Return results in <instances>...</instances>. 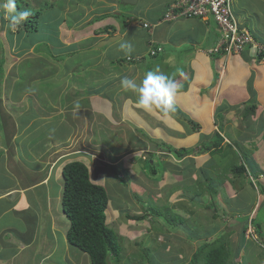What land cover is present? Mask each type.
Segmentation results:
<instances>
[{
	"label": "crops",
	"instance_id": "1",
	"mask_svg": "<svg viewBox=\"0 0 264 264\" xmlns=\"http://www.w3.org/2000/svg\"><path fill=\"white\" fill-rule=\"evenodd\" d=\"M113 1L77 0L80 7L75 15L77 8L67 7L69 10H61L59 8L64 4L59 2L58 8L55 3V11L64 19L58 26L63 23L65 27L74 29L70 34H73L70 45L93 39L94 37L82 34L85 27L91 24L105 29L98 31L102 35L99 40L101 41L120 34L118 19L126 14L129 20L123 27L131 36H121L119 42L131 40L132 51L127 52L125 57H138L137 61L129 63L124 60V64L127 63L128 66L122 63L113 69L110 68L107 58H94L89 65L95 69H104L105 76L103 79L95 78L93 82L84 78L91 75L86 73L85 68H77L79 62L76 68L56 70V67H52L55 70L52 69L45 78H31L41 90V105L34 108L33 118L24 119L25 121L21 117L26 114L28 107H33V104L28 102L33 94L30 91L20 92L18 97H6V102L0 96V264H88V261H84L82 255H79V251L66 240L69 225L61 206V177L63 166L72 160L84 163L90 180L95 178L94 183L104 187V177H116L114 172L125 175L126 169L131 173L140 169L138 172L142 173V161L133 157L141 147L152 149L146 158L149 164L155 165L159 160L157 154H153L156 150L189 149L199 143L200 137L209 140L220 129L224 143H234L233 148H241L246 152L244 158L243 154L234 148L246 163H249L247 166L250 172L257 173L256 180L259 179L263 183L264 192V176L261 175V172L264 174V60H257L250 50H245L240 55H208L207 50L215 45L219 37L212 17L208 15L205 18H197L189 15L185 11V5L179 4L177 0H138L132 10H122ZM244 1L246 0H232V8L240 16L248 17L253 4ZM255 10L257 17H254L259 22L262 21V36H259V42L264 45V9L261 8V12L259 9ZM113 13L116 15H111ZM117 13L121 17L117 16ZM103 15L104 18L100 21H93L95 17ZM67 17L73 18L71 25L67 22ZM87 18L89 19L84 24H78ZM47 22L43 20L42 24L46 25ZM143 24L148 27L143 28ZM66 32L67 30H63L64 35ZM149 40L162 49L160 55L155 56L156 61L151 63L154 62L156 67L160 66L163 72L171 74L170 76L180 83L181 75L168 71L171 68V58L177 59L182 62L181 71L186 76L179 85V92L174 101V119L168 122H161L134 108L129 102L130 93H125L121 87L107 88L109 82L105 83L112 79L121 81L124 77L135 78L139 83L146 72L133 69L137 63L147 66L145 57H149ZM37 42L44 43L43 37L38 38L29 48H25V45L15 46L14 52H18L21 57L27 51L33 54ZM45 43L51 53V49H58L57 45L60 44L57 41L53 44L49 39ZM77 52V49H73L70 57ZM174 52L176 57L173 56ZM35 55L44 59L40 66L43 69L53 66L54 61L47 56L39 53ZM111 59L110 62L115 63ZM5 72L3 81L9 79V69ZM60 74L68 77L63 81ZM75 75L80 79L74 83ZM48 77L50 82L47 81ZM7 86L8 84H2L1 89L7 90ZM209 86L210 91L202 94L201 89ZM217 113L221 116L220 119H215ZM178 119H194L192 121L199 124L203 135L200 132L192 136L193 132H187V125ZM37 121L45 130L35 135L32 128ZM6 124H10L11 131H8ZM61 126L67 129L61 131ZM127 126L137 134L136 141L132 144L126 138ZM229 129L231 136L232 132L236 134L233 135L234 140L227 135ZM15 132L20 135L24 133V136L20 139V135L13 137ZM48 140L55 143L56 151L62 149L59 159H49L52 155L47 154L45 150ZM39 141L42 142L40 145ZM32 145L40 148L36 149L40 152V158L33 157ZM13 146L15 149L17 146L18 150ZM5 148H8L7 154ZM215 151L213 150L214 153ZM228 152L232 156L229 150ZM140 154L141 158H145L143 152ZM108 155L112 157L111 162L114 164L123 162L124 167L120 170L122 173L104 172L100 168L102 164L107 163L105 161ZM67 158L70 160H66ZM176 159L178 157L170 155L167 160L174 163ZM25 160L27 161L24 163ZM33 164L37 167L31 168L30 165ZM112 167L117 170L115 165ZM251 250L253 259L259 256L257 250ZM252 258L251 262L255 263Z\"/></svg>",
	"mask_w": 264,
	"mask_h": 264
},
{
	"label": "rangeland",
	"instance_id": "2",
	"mask_svg": "<svg viewBox=\"0 0 264 264\" xmlns=\"http://www.w3.org/2000/svg\"><path fill=\"white\" fill-rule=\"evenodd\" d=\"M49 1L50 3L58 2V0H48V2ZM69 1L71 2V0H63L66 4ZM29 2L31 6L34 7L36 3H43V0H29ZM244 2L253 4L251 13H248L249 15L246 13L248 17L243 15L240 16L239 14L236 16L238 20L242 22V26L244 25V27L247 28L256 39L260 40L259 36H262L260 33L262 21L260 18L259 22L254 17V13L256 12L255 9H259L260 12L261 8L264 9V0H246ZM74 4L75 8H77L74 13L75 15L79 12L80 3L74 0ZM105 6L108 7L107 5ZM135 7H121V9L126 8L127 10H132L135 9ZM67 9L69 10V8ZM96 15L98 16L99 13L97 12ZM117 16L121 17L119 13ZM72 19L73 18L71 17H67L69 25L73 23ZM88 19L89 18L81 20L83 22L78 24H84ZM121 21L123 22L122 18L118 19L121 30L120 34L118 33L117 36H122L124 38L131 36L126 31L125 27H123ZM8 23L7 20L3 19V11L0 10V42L3 44H0V65H2L4 73L9 69L7 74L9 75V79L3 81V86L8 84L7 90L6 88L0 89V96L4 99V102H6V99L10 95H12V97H18L20 92L26 93V91H30L40 99L41 90L37 83L31 81V78L36 76L45 78L54 67H56V70L58 68H67V70H70L76 68L77 63L79 62L77 68L80 70L85 68L84 70L86 73H89L91 76H84V78L93 82L95 78L103 79L105 76L104 69L99 70V67H96L95 69L89 65L94 58H107L110 68L113 69L119 67L118 65L122 63L123 65L128 66L127 63L124 64V60L129 63L137 61L136 58L125 57L127 51L120 49V40H117L116 43L103 46L100 45L102 41L99 42V40L102 35L98 33V31H104L105 29H99V26H93L92 24L86 26L82 31V34L94 38L75 45L69 44L73 40V34H70L74 29L71 30L69 27H65V24L62 23L57 29H42L40 27L38 34L41 35L40 37H43L44 43L47 39H50L53 44H55V41L60 43L57 45L58 49H51V54L55 55V60L48 56L50 52L43 51L44 47H40V50H38L40 52H34V50H31L33 54L27 51L21 57L18 52H14L15 46L17 45H11V41L9 40L10 37H13L11 33L17 32V29L12 30L10 28L11 31L9 30V34L7 32V29H9ZM63 30H67L65 35L63 34ZM51 37H53V39H51ZM28 39L31 42L33 40L30 37H28ZM62 41L63 43H61ZM128 41L131 42V40ZM150 44L149 41L148 46ZM38 46L41 45L39 44ZM73 49H77L78 52L70 57ZM36 53H39L42 56H47L54 61L52 64L53 66H49L48 69L40 67L41 64L44 63V59L36 56ZM173 56L176 57L175 52ZM111 57H113V59H111ZM1 59H3V61ZM110 59L115 63H111ZM145 60L148 63L147 66L137 63L135 64L133 71L141 69V71L144 70L147 73L148 71L157 68L154 65V62L151 63V61H156V57H145ZM11 65L12 67H10ZM181 65L182 62L171 58L169 63L171 68L168 71L174 73L178 72L181 75L180 77H182L181 82H183L186 76L181 71ZM158 67L160 68V66ZM91 69L95 70L89 72ZM168 75L170 76L171 74ZM60 77L63 78L64 81L68 75L60 74ZM75 78L74 83L78 82L80 79L77 75H75ZM47 81H51L50 77H48ZM108 82L109 85L107 88H120L119 80L112 79V81H106L105 83ZM181 82L178 84L181 85ZM211 86L201 89V93L207 94L210 91ZM185 87L187 88V86ZM107 93L110 92L107 91ZM220 118L221 116L217 113L215 119ZM178 120L187 125V132H193L191 134L192 136L197 135L200 132L202 133L201 135H203V130L200 126L197 130H191L189 119ZM192 120L194 119H191L190 121ZM6 128H8V131H11L10 124ZM127 128L128 134L126 138L128 139V142L132 144L136 141L135 135L137 134L135 130H131L130 126H127L125 130ZM66 129V127L61 126L60 130L65 131ZM43 130H45V127L42 129L39 121H37L32 128V131L34 132L33 134L35 135ZM228 132L227 135L234 140L233 135L236 134L232 132L231 136L230 129ZM19 135L20 133L15 132L13 137H18ZM23 136L24 133L19 136V139ZM204 140L208 139L200 137L198 140L199 143L189 148L192 149L193 152L179 157L174 163L167 160L170 155H172L167 150H153L156 152H153V154H157V157L159 158L155 163L156 166H154L156 169L155 175L149 173V160L146 158L148 152H152V149L150 150L149 147H141V149L137 151L138 154L133 156L141 159L140 161H142L141 163L143 165V169H141L142 173L138 172L140 169L133 170V173L126 169L124 175L120 171L121 168L124 167L123 162L119 161L114 164L111 162L112 157L108 155L107 160L105 161L107 163L102 164L100 168L104 172L107 171L111 173L112 171H120L122 173L114 172L116 177H113V175H111L110 178H108L109 175L104 177L106 178L104 179V187L108 197V205L105 209L106 224L114 230L117 235L118 244L121 248L120 262L113 263V257L109 256L108 264H191V258L200 247V244L205 241L211 242V240H215L222 235L224 236L228 234L231 229H233L232 234L228 237L225 236V239L228 241V245L230 246L233 255L235 256L236 252L239 253L238 256H235L237 258V264H264V245L261 244V241H264V236H262L263 239L260 238L257 235L255 227L257 226V222H259L260 225L262 224L260 232L264 233L263 183L259 181V179L256 180L258 176L257 173L249 175L252 179L256 180L252 181L246 173L240 177L236 172H233V170H231V166L233 167V165L230 163V155L224 156L220 155V153H209L208 150L201 151L200 142ZM40 143L42 142L39 141L38 144L40 145ZM233 144L234 143H231L232 147ZM221 147L224 150H229L224 143L221 144ZM13 148L15 149V146H13ZM31 148L33 149V157H38L40 152L38 153V150L36 151V149L39 147L37 145H32ZM234 148L240 151L241 154L246 155V152L241 148ZM16 149L18 150L17 146ZM4 150L7 154L8 148H5ZM45 150L47 154L52 155V157H49L50 160L53 158L59 159L62 152V149L56 151L57 148L55 147V143L51 140L47 141ZM142 152L145 158H141L142 155L140 153ZM161 156L165 159L161 158ZM40 157L41 156H39V158ZM66 160L69 161L70 158H67ZM26 161L27 160H25L24 163ZM238 163L239 159L237 160V164ZM247 164L249 165V163ZM114 165L117 170H113L112 166ZM30 166L31 168L37 167L36 164ZM139 173L142 176H140ZM261 175L264 176L262 172ZM92 181L95 182L96 179L94 178ZM208 186L216 190L218 194L214 197L209 194V189H207ZM163 207H165L171 214L181 217L184 220L183 224L177 223L175 228L169 227L164 222L155 219L148 213L151 209H159ZM137 217L139 219H137ZM66 221L68 225H70V221L68 219H66ZM252 231H254V234H252ZM241 243H243L244 246ZM251 244L253 245L252 247L250 246ZM252 248L259 253L257 254L259 256L254 259L252 258L253 255L250 254ZM76 250L78 249L76 248ZM79 255H82V259L88 261V264H91L86 253L79 251ZM251 258L255 263L251 262ZM80 264L82 263L80 262Z\"/></svg>",
	"mask_w": 264,
	"mask_h": 264
},
{
	"label": "trees",
	"instance_id": "3",
	"mask_svg": "<svg viewBox=\"0 0 264 264\" xmlns=\"http://www.w3.org/2000/svg\"><path fill=\"white\" fill-rule=\"evenodd\" d=\"M59 1L60 0H58V3ZM16 4L18 11L29 9L31 11V15L23 23L22 27L17 28V32L11 33L13 36L9 38L11 45H17L19 47L25 45V48H29V46L36 42L40 37L38 34L40 27L42 29H57L58 23L64 20L62 18L63 16L61 17V15L57 14L59 12L55 11L56 9L54 8V3L49 4L48 0H43V3H36L34 7L31 6L29 0H16ZM61 4L63 5V0H61ZM67 5H69L68 7L75 9L74 0H71V2L69 1ZM117 5L120 9L121 7H131L121 5L119 2H117ZM56 6L59 8V5ZM64 8H66L65 4L59 9L63 10ZM126 8L122 10H127ZM111 15L114 16L116 14L113 13ZM233 15L237 18L236 12H233ZM106 16L109 15L106 14ZM102 18H104V15L95 17L93 21H100ZM121 18L123 19V24L127 25L129 16L123 14ZM212 19L214 21L213 17ZM43 20H47L48 25H43L41 22ZM242 27L245 28L244 25ZM216 29L218 32L217 26ZM245 29L248 30L247 28ZM9 30L10 28L7 29V32L10 34L11 30ZM251 35L255 43L263 48L260 53H258L256 50L254 57L257 58V60H264L263 43H260L259 40L253 36V34ZM28 37L33 39L32 42L29 41ZM0 44H2V42H0ZM39 44L41 46H38ZM40 47H44L43 51L50 52L48 56L55 60V56L51 54L49 46L46 43L37 42L33 48L34 52H40L38 51L40 50ZM245 49H252V45L250 44ZM1 60L3 61V59ZM3 76L4 70H2V65H0V89L3 84ZM28 102L33 104V107H28L27 112H25L26 114L21 117L23 121H25L24 119L33 118L35 112L34 108L41 105V101L36 95H31V97L28 99ZM1 113L2 112L0 109V119H2ZM8 118L9 117H6V119ZM7 124L5 126H7ZM189 124H191L192 131L199 129V124L190 120ZM0 128H2L1 121ZM222 143H224V137H222L221 130L219 129V132L214 133L209 140L202 141L200 144L201 151H211L213 149L214 151L216 150L215 153L218 152L221 155L227 156L229 152L228 150H224L221 147ZM224 144L232 155L230 163L233 165V168L231 166V170L236 172V174L239 176L243 175L246 170L244 166L247 165V163H245L246 161L244 160L245 162L243 164L238 165L237 160L240 159V153L238 154V152L230 144ZM169 151L173 152V154L178 158L193 152L192 149H178ZM243 156L246 158L245 155ZM154 166V164H149V172L151 175L156 174ZM61 178L63 185L61 206L63 213L70 221V225L66 234L67 242L71 246L77 248L79 251L86 253L91 264H108L109 256L113 257V263H119L121 248L118 244L117 235L115 234L114 230L108 227L106 224L105 209L108 205L106 189L90 180L86 165L78 160L69 161L63 166ZM207 189H209V194H211L213 197L218 194L216 190L209 186ZM148 213L155 219L161 220L169 227L175 228L177 223L183 224L184 222L181 217L171 214L165 207L151 209V211H148ZM137 219L139 218L137 217ZM256 225L257 226L255 227L257 230V235L262 238V236H264V233L260 232L262 224L260 225L259 222H257ZM232 230L233 229H231V231H229L228 234L224 236L222 235L215 240H211V242L205 241L204 243L200 244V247L196 250L191 258V264H237V258L235 256H238L239 253L236 252V255L234 256L230 246L228 245V241L225 239L230 234H232ZM261 244L264 245V241H261Z\"/></svg>",
	"mask_w": 264,
	"mask_h": 264
},
{
	"label": "clouds",
	"instance_id": "4",
	"mask_svg": "<svg viewBox=\"0 0 264 264\" xmlns=\"http://www.w3.org/2000/svg\"><path fill=\"white\" fill-rule=\"evenodd\" d=\"M181 1L182 0H177V2H179V4ZM59 2H61V1H59ZM113 2L114 3L116 2L115 5L118 7L117 2L120 3V0H114ZM103 3H105V2H103ZM57 4H58V2H56V5ZM63 4H65V6H67V7L69 6V5H67L68 3L66 4L63 2ZM230 6H231L232 14H233L234 11L232 8V0L230 2ZM133 7H135V6H133ZM0 10L3 11V19H5L9 22L8 27L11 28L12 30H16L17 28L22 27L23 23L31 15V11L29 9H25L23 11H18L16 0H0ZM208 15H210V14H208ZM194 16H196L197 18H205L206 17V16H201V15H194ZM235 19H236L237 23L239 24V27L243 28L242 23L236 17H235ZM216 26H217V24H216ZM147 27H148L147 24H143V28H147ZM243 29H245V28H243ZM218 33H219V37L217 39V42L220 38L219 28H218ZM110 37H117V35H114V36L112 35ZM110 37L106 38L105 40L109 39ZM119 37L121 38V36H119ZM120 38L118 40H120ZM105 40H101V41H105ZM217 42L215 43V45L217 44ZM113 43H116V41ZM150 43L151 44L147 48V54L149 57H155L157 54H159L162 51V49L160 47H156L154 45V43H152V41H150ZM147 45H148V42H147ZM215 45H213L212 48H209L207 50L208 55H211V56L240 55V54L209 53V51L211 49H213ZM120 49L123 51L131 52L132 51V44L129 41H122L120 44ZM245 50H247V49H245ZM151 51H154L155 53L152 55ZM250 51H253V55H254L255 49L252 48V49H250ZM120 87L125 93L131 94L129 96V102L133 105L134 108L143 111L145 114L152 116L155 119L160 120L161 122H168L169 120L174 119V113H175L174 101H175L176 96L178 95L180 86H179L178 82L172 76H169L165 72L161 71V69L159 67H157L154 70L148 71L139 83L137 82V80L135 78H129V77L122 78L120 81ZM76 107L78 108L79 104H77ZM230 145H231V143H230ZM212 150L209 151V153H212L213 152ZM167 151L170 154L174 155L173 152H171L169 150H167ZM174 156H176V155H174ZM239 158L240 159H239L238 164L241 165L245 162L244 161L245 159L242 158V156L240 154H239ZM244 166L246 169L245 173L248 176L250 174H252L250 172V170L248 169V166L247 165H244ZM251 180L256 181L252 178H251ZM252 234H254V231H252Z\"/></svg>",
	"mask_w": 264,
	"mask_h": 264
},
{
	"label": "built area",
	"instance_id": "5",
	"mask_svg": "<svg viewBox=\"0 0 264 264\" xmlns=\"http://www.w3.org/2000/svg\"><path fill=\"white\" fill-rule=\"evenodd\" d=\"M230 2L231 0H182L180 4L185 5V11L189 15L210 14L214 18L219 28L220 38L209 53L241 54L250 44L260 53L263 48L255 43L246 29L239 27L232 14ZM154 53L151 51L152 55Z\"/></svg>",
	"mask_w": 264,
	"mask_h": 264
},
{
	"label": "water",
	"instance_id": "6",
	"mask_svg": "<svg viewBox=\"0 0 264 264\" xmlns=\"http://www.w3.org/2000/svg\"><path fill=\"white\" fill-rule=\"evenodd\" d=\"M137 2L138 0H120V3L124 6H136L137 5ZM120 37L117 36V37H110L109 39L105 40V41H102L100 43V45H107V44H111L115 41H117Z\"/></svg>",
	"mask_w": 264,
	"mask_h": 264
},
{
	"label": "bare ground",
	"instance_id": "7",
	"mask_svg": "<svg viewBox=\"0 0 264 264\" xmlns=\"http://www.w3.org/2000/svg\"><path fill=\"white\" fill-rule=\"evenodd\" d=\"M221 36H222V34H221Z\"/></svg>",
	"mask_w": 264,
	"mask_h": 264
}]
</instances>
